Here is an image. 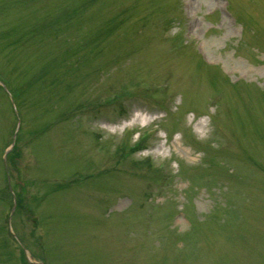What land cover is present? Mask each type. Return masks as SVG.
Here are the masks:
<instances>
[{"label":"rangeland","instance_id":"1","mask_svg":"<svg viewBox=\"0 0 264 264\" xmlns=\"http://www.w3.org/2000/svg\"><path fill=\"white\" fill-rule=\"evenodd\" d=\"M0 80V264H264V0H0Z\"/></svg>","mask_w":264,"mask_h":264},{"label":"water","instance_id":"2","mask_svg":"<svg viewBox=\"0 0 264 264\" xmlns=\"http://www.w3.org/2000/svg\"><path fill=\"white\" fill-rule=\"evenodd\" d=\"M22 247H23V249H24V251H25V253H26V255H27V251H26V248H25V246L24 245H22ZM28 257V256H27ZM28 259L30 260V261H32V262H35V261H33L32 259H30L29 257H28ZM37 264H41V263H39V262H36Z\"/></svg>","mask_w":264,"mask_h":264}]
</instances>
